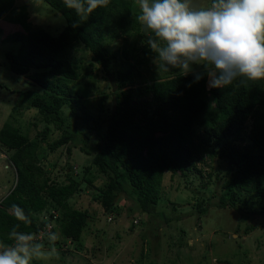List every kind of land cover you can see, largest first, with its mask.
I'll list each match as a JSON object with an SVG mask.
<instances>
[{
    "label": "trees",
    "instance_id": "16d2710c",
    "mask_svg": "<svg viewBox=\"0 0 264 264\" xmlns=\"http://www.w3.org/2000/svg\"><path fill=\"white\" fill-rule=\"evenodd\" d=\"M44 1L66 20L58 35L45 28L4 34L0 20L2 40L20 45L7 51L3 62L12 82H6L9 72L6 81L0 78V94H11L14 104L11 120L0 128V149L10 152L16 168L15 184L0 199V241L11 243L8 234L17 223L32 233L53 224L52 231L61 235L56 242L60 252L68 240L79 248L90 219L122 214L123 193L139 213L170 223L160 208L176 213L178 203L164 192L167 174L182 182L198 160H209L211 170L200 169V185L185 186L197 200L199 216L211 199L215 206L253 216L249 198L264 201V80L241 84L238 78L223 89L209 88L206 74L196 81L179 69L157 71L147 34L135 19L138 0H110L85 20L63 0ZM94 70L110 82L96 104L91 99ZM31 109L40 115L33 119L42 121L41 129L38 121H23ZM79 121L85 132L77 128ZM62 146L69 158L80 146L90 161L80 169L68 161L67 179L56 181L47 161ZM215 159L225 161L227 169L217 170L212 181ZM101 175L105 181L98 186ZM89 188L98 191L93 200L100 213L69 204L74 194ZM209 192L213 197L207 199ZM13 205L24 210L30 223L15 219ZM43 241L47 245L45 236ZM40 259L32 264H42Z\"/></svg>",
    "mask_w": 264,
    "mask_h": 264
},
{
    "label": "rangeland",
    "instance_id": "374dc122",
    "mask_svg": "<svg viewBox=\"0 0 264 264\" xmlns=\"http://www.w3.org/2000/svg\"><path fill=\"white\" fill-rule=\"evenodd\" d=\"M192 3L209 6L211 0H192ZM0 20L3 23L4 34L17 30L45 28L58 35L66 25L64 16L44 0H0ZM19 46L17 42H4L0 33L2 63L7 61L6 52L16 51ZM75 54L82 56L84 51H77ZM87 55L90 57L91 54L88 52ZM8 72L6 81L4 75ZM92 73L94 76L97 75L96 86L91 92V99L96 104L110 82L103 78L101 71L94 70ZM0 78L12 82L9 80L11 77L7 64L0 65ZM81 87L88 91V86L81 83ZM6 95L5 92L0 94V128L11 120L10 115L14 107L11 101L12 95L8 94L9 98ZM107 104L112 105L109 101ZM38 116L40 117L37 111L31 109L26 112L23 121H38V129H41L44 126L42 121L33 119ZM78 125L77 128L86 131L81 121ZM3 153L5 152L0 149V199L13 187L16 177V168L10 159V152H6V156ZM68 161L74 162L76 168L80 169V165L83 166L90 161V156L79 146L73 148V154L69 158L66 147H60L49 155L48 166L46 165L52 170L53 180L67 179L66 173L70 171H67ZM209 163V160L205 162L198 160L197 168L189 171L187 177H182V182L177 180L179 176L172 177L171 173L167 174L164 192H169L178 203L176 213L165 206L160 208L164 211L162 219H170V223H159V218L139 213L136 203L123 193L120 196V204L125 208L120 216L110 218L99 214L98 218L90 219L79 248L77 246L74 248V244L69 243L63 247V252H60L61 249L56 246L58 256L41 258L39 262L42 264H264L263 200L260 203L249 198L248 206L252 211H248H251L253 216L242 214L240 210L230 206L226 208L215 206V200L212 199L207 200L210 206L204 215L200 217L197 213L198 207L195 204L197 200L191 196L190 189L185 185L190 184L194 187L200 185L204 180L200 169L209 172L211 170ZM212 165L214 169L212 181H214L217 178L216 171H225L227 163L215 159ZM104 181L101 175L95 180V184L99 186ZM97 193L96 189H84L74 194L69 204L75 208H89L100 213L99 204L93 200ZM211 193H208L207 199L213 197ZM139 217L142 218V222L138 220Z\"/></svg>",
    "mask_w": 264,
    "mask_h": 264
},
{
    "label": "clouds",
    "instance_id": "9594fccd",
    "mask_svg": "<svg viewBox=\"0 0 264 264\" xmlns=\"http://www.w3.org/2000/svg\"><path fill=\"white\" fill-rule=\"evenodd\" d=\"M80 20L110 0H63ZM136 22L147 34L157 71L179 69L199 81L209 77V88H225L240 79L264 80V0H211L198 6L192 0H138ZM74 23L73 27H77ZM200 66L203 71H195ZM190 86V85H189ZM15 219L30 223L24 210L13 205ZM47 245L14 225L8 240L0 241V264H32L34 259L58 256V231L45 233Z\"/></svg>",
    "mask_w": 264,
    "mask_h": 264
},
{
    "label": "built area",
    "instance_id": "2783aa9c",
    "mask_svg": "<svg viewBox=\"0 0 264 264\" xmlns=\"http://www.w3.org/2000/svg\"><path fill=\"white\" fill-rule=\"evenodd\" d=\"M52 228H53V224H48V225H45L38 233H34V234L37 236L38 239L43 240L44 239V236H45V233L47 231H52ZM69 243H71L70 240H68V244Z\"/></svg>",
    "mask_w": 264,
    "mask_h": 264
},
{
    "label": "crops",
    "instance_id": "0c3cea01",
    "mask_svg": "<svg viewBox=\"0 0 264 264\" xmlns=\"http://www.w3.org/2000/svg\"><path fill=\"white\" fill-rule=\"evenodd\" d=\"M5 153H6V152H5ZM5 153H3V155H4V156H6V154H5ZM0 192H1V190H0Z\"/></svg>",
    "mask_w": 264,
    "mask_h": 264
}]
</instances>
